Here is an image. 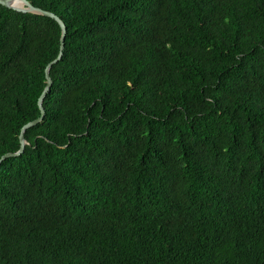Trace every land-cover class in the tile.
I'll use <instances>...</instances> for the list:
<instances>
[{"label": "trees", "instance_id": "obj_1", "mask_svg": "<svg viewBox=\"0 0 264 264\" xmlns=\"http://www.w3.org/2000/svg\"><path fill=\"white\" fill-rule=\"evenodd\" d=\"M30 1L67 34L0 165V264H264V0ZM61 35L0 4V157Z\"/></svg>", "mask_w": 264, "mask_h": 264}, {"label": "water", "instance_id": "obj_2", "mask_svg": "<svg viewBox=\"0 0 264 264\" xmlns=\"http://www.w3.org/2000/svg\"><path fill=\"white\" fill-rule=\"evenodd\" d=\"M0 4L6 6L8 8L15 9L17 11H21V12H31V13L41 14V15H45V16H50V17H52L58 21V23L60 24L61 29H62L60 52H59L58 56L54 60H52L50 63H48V65L46 66L47 83H46V86H45L41 96L39 97V101H38L39 107L41 109V114L36 119L31 120V121L27 122L26 124H24V126L22 127V130H21V134H20L21 146H20L19 150L15 151V152H8V153L2 155L0 157V165H1L5 159H7L9 157L19 156L24 152L26 145L28 144V141L25 137L26 131L29 128H31V127L35 126L36 124H38L39 122H41L45 116L46 111H45L43 103H44L45 97L47 96V94L50 91L52 84H53V80H52L50 72H51L52 66L63 58L64 49H65V38H66V34H67V27H66L64 20L59 15H57L56 13H54L52 11L43 9L41 7H38V6H35L30 0H0Z\"/></svg>", "mask_w": 264, "mask_h": 264}]
</instances>
